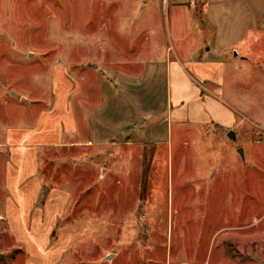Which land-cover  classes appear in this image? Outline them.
<instances>
[{"label":"rangeland","instance_id":"obj_1","mask_svg":"<svg viewBox=\"0 0 264 264\" xmlns=\"http://www.w3.org/2000/svg\"><path fill=\"white\" fill-rule=\"evenodd\" d=\"M168 1L151 0L137 14L138 0H0V264H264V31L250 32L224 71L226 85L243 86L235 139L189 124L183 136L174 125L170 149L120 145L108 155L90 147L76 170L55 159V148L41 167L31 155L45 149L37 144L44 118L36 119L55 91L66 92L59 75L78 84L69 70L108 62L117 48L110 42H130L157 23L172 30L178 16ZM47 117L55 127L56 111ZM9 139L29 153L21 190L5 184L6 161L16 165ZM20 196L21 221L7 219Z\"/></svg>","mask_w":264,"mask_h":264},{"label":"crops","instance_id":"obj_2","mask_svg":"<svg viewBox=\"0 0 264 264\" xmlns=\"http://www.w3.org/2000/svg\"><path fill=\"white\" fill-rule=\"evenodd\" d=\"M150 2L138 0L134 13L140 14ZM168 4L178 16L172 30L168 27L164 31L157 23L147 25L138 36L133 34L130 42H110L109 46L117 48L108 49V62H77L75 71L69 70L78 84L71 86L69 73L59 75V83L67 84L65 94L55 91L54 104L36 119L38 124L44 118V140L37 144L45 149L30 154L40 167L41 158L50 157V147L58 150L51 152L59 154L55 159L64 156V165L76 170L78 158L90 147L106 149L108 155L120 145L170 149L174 125L183 128L182 135L189 132L185 126L188 124L200 126L206 134H228L239 125V113L246 106L241 103L243 86L236 82L226 85L224 71L232 56H241L234 50L236 46L250 32L264 31V0H169ZM173 39L179 42L177 49L170 44ZM93 55L94 59L99 56ZM115 62L132 64V68H117L112 64ZM91 68H95V73L90 76L87 70ZM236 87L241 88L240 93L234 92ZM22 99L32 102L29 97ZM53 111L58 119L55 127L47 120ZM18 132L21 136V129ZM11 146L15 149L9 151V157L16 165L11 168V161H6L5 184L21 190V159L29 153L21 151V140L6 141L5 147ZM84 155L86 160L88 156ZM107 172L104 167L101 176ZM76 176L74 189L79 191L84 178L80 172ZM10 207L7 219L11 215L12 221H21V196Z\"/></svg>","mask_w":264,"mask_h":264},{"label":"water","instance_id":"obj_3","mask_svg":"<svg viewBox=\"0 0 264 264\" xmlns=\"http://www.w3.org/2000/svg\"><path fill=\"white\" fill-rule=\"evenodd\" d=\"M237 54V53H236ZM228 135L230 136V137H233L234 139L236 138V133H235V131L233 130V129H231V130H229L228 131ZM241 153H243V149L241 148V147H239V149H238Z\"/></svg>","mask_w":264,"mask_h":264}]
</instances>
